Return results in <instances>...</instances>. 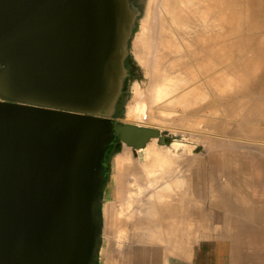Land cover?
I'll list each match as a JSON object with an SVG mask.
<instances>
[{
    "label": "water",
    "instance_id": "obj_1",
    "mask_svg": "<svg viewBox=\"0 0 264 264\" xmlns=\"http://www.w3.org/2000/svg\"><path fill=\"white\" fill-rule=\"evenodd\" d=\"M139 14L128 0H0V264H97L106 149L166 145L113 120Z\"/></svg>",
    "mask_w": 264,
    "mask_h": 264
},
{
    "label": "rangeland",
    "instance_id": "obj_2",
    "mask_svg": "<svg viewBox=\"0 0 264 264\" xmlns=\"http://www.w3.org/2000/svg\"><path fill=\"white\" fill-rule=\"evenodd\" d=\"M163 1L165 0H133L130 3L140 14L135 19L132 36L128 44V55L125 60L128 76L123 82L122 93L117 101L121 115L113 117V120L120 123L157 128L159 131L164 132L166 137L164 148H168L165 151L171 155L165 152V154L170 156L169 159H166L169 162H165V160L162 163L163 166L158 168V164L154 163L153 160V151L155 148V150H164L161 147L162 145L158 144L157 139L154 138V141L150 139L146 144L148 145L147 159L144 156L143 158L142 156L139 157L137 150L135 151L119 142L115 144L107 164L109 167L108 179L106 183L104 182L105 184L102 188V237L109 235L110 226L119 221H124L125 225L130 226L128 228L124 227V231H129L130 233L132 231V234H135L136 231L139 233L142 224L151 223L153 208L156 209L157 207L159 210L165 203L169 204L170 208H173L181 198L186 200L191 198L193 203H196L199 201V197L194 195L195 191L206 193L208 200L206 212L209 223L218 221V219H232V222L228 223L225 221L223 223V230L230 229L233 225L242 227L241 229L251 225H259V231H264V221L254 223L255 218L251 217L249 213L251 210L256 213V216L253 215L257 219L264 218V133H262L264 132V111H262L264 110V62H262L264 61V54H262L264 53L262 52L264 51V0H230L236 5L237 3L240 5L239 8L236 7L237 10H235V5H231L232 3L229 0H221L224 4H230H227L228 7L232 6L231 8L229 7L231 10L229 12L227 5H223L221 2L222 6H224L223 11H226L224 17L227 18L220 22V24L223 23L221 27L224 26V29L220 27L219 35L215 37H219L222 45L214 46V49H216L214 53H212L213 50H208L203 56L206 58V60L204 58V62L208 64H206L207 68H205V71L211 72L212 64L215 62L216 67L222 71V79L217 84L203 81L204 84L202 86L204 87L202 88L204 89L201 88L200 91L194 92L193 95L191 93L192 97L190 94L187 96V93L184 94L185 92L183 91L189 86L188 90L192 87L194 88V86L191 87L194 82L189 83L187 80L192 72L195 74L194 71L196 69L192 66L194 71H191V68V70L187 71L183 66L186 61L178 64L177 55L174 53V50L177 51V49H173L174 54L171 50L170 52L173 55L170 53L171 55L169 56L168 50L172 49V47L168 48L163 43L164 41H161L163 36L160 35L161 31L159 32V27L157 26L159 24L158 18L163 10ZM147 5H151V7L149 8ZM153 13L154 15L158 13L159 16L158 14V17L154 16ZM208 17L210 16L204 19V22H208H206L207 26L210 25L209 22L211 23L212 20H210L211 17ZM195 21L193 22L195 24L189 23L196 26L193 29L195 34L191 31V34L187 33L185 36L186 38L189 37L188 40H190V37L193 38L191 39L193 42L191 41L190 44L194 47L197 46L194 36L198 32L197 27L201 26V24H196ZM211 28L208 27L206 29L205 27V35L203 30V33L199 31L208 41L214 37L213 27ZM143 35H145V39L143 38L144 42L141 41ZM136 37L141 38V40ZM185 37L179 38L180 41L179 39L177 40L182 46L184 43L181 44V40L185 39ZM163 40L165 39L163 38ZM223 40H226L225 43ZM207 46L208 48L213 47L209 42ZM192 49L194 50L193 47ZM190 51V59L194 63L195 60L192 54H194L195 50L194 52ZM216 52H218V57L217 55L216 57L212 55ZM167 55L169 57H166ZM211 56L213 59H210ZM174 60L176 66L174 62L175 68L173 67V69L171 67ZM246 60L250 62L249 64L247 63L248 61L245 63L252 66L251 70L246 71L249 73H247L249 77L247 79L244 78L245 71L241 73L242 68L245 69L243 61ZM168 66L171 67L169 68ZM170 69L173 70L171 71ZM176 69L180 71H176ZM238 69L240 70L238 72L242 75V78H240L242 81L239 80L238 84H236V81H232L229 75ZM174 70L175 72H173ZM174 73L177 74L175 75ZM185 74L189 76H186L187 80L186 77H183ZM241 75L239 76L241 77ZM244 79L246 82H244ZM230 80L232 81L231 83ZM223 81L226 83L224 84ZM160 82L161 84H159ZM184 82L186 84L188 82L189 85L187 86ZM227 83L231 84V87L229 86L230 89ZM223 85H227V88ZM158 86L169 87L166 91L168 94L159 99L158 97L156 98V94L154 95ZM216 88L219 89L216 90ZM188 90L186 91L188 92ZM201 90L204 91L202 92ZM195 93H198L197 96H195ZM198 99L201 101H198ZM137 102L146 104L147 120L138 118L133 121L127 116L128 109ZM238 113L240 116H238ZM174 143H181V145L178 149H173L171 145ZM159 174L161 175L160 177ZM156 175L157 177L154 178ZM165 181L167 182L166 184ZM172 189L174 193L171 192ZM177 189L180 194L176 193ZM103 191H117V198L115 197L114 199L118 201L110 199L104 201ZM120 191H123L124 195H120ZM159 192H161L160 195L158 194ZM162 192H165V194H162ZM191 192L193 195L189 196ZM173 194L179 196L175 197ZM158 195L163 197L160 198ZM165 198L168 201H164ZM157 200L158 202H155ZM216 201L225 204H236V202H239L241 206H244L243 209H248V212L244 211L238 215V212L227 213L218 211L213 205ZM158 210L155 212L156 221L158 220V215L159 218L163 216L166 220L169 212L167 214L160 212L159 214ZM211 230L216 231L218 229L213 228ZM252 246L256 248L252 250L256 254L254 256L256 260H264V251L261 250L264 244L261 246L253 243ZM246 247L251 250V245H246Z\"/></svg>",
    "mask_w": 264,
    "mask_h": 264
},
{
    "label": "crops",
    "instance_id": "obj_3",
    "mask_svg": "<svg viewBox=\"0 0 264 264\" xmlns=\"http://www.w3.org/2000/svg\"><path fill=\"white\" fill-rule=\"evenodd\" d=\"M122 192L120 195H124ZM195 192L194 195L199 197L196 203L181 199L168 211L159 209V214L169 212L166 220L158 215L156 221L157 208H153L151 223L142 224L139 233L124 231V227H130L124 221L111 225L109 235L101 237L97 264H264V260H256L252 251L256 249L253 243L264 244V231H259V225L248 226L246 231L236 225H231V230H223V223L232 222V219L209 223L206 193ZM116 194L117 191H103V200L118 201L114 199ZM213 205L221 212H238V215L248 212L239 202L231 205L216 201ZM249 213L255 218L254 223L264 221V218L257 219L254 211ZM213 228L218 230H211ZM246 245H251V250ZM261 250L264 251V247Z\"/></svg>",
    "mask_w": 264,
    "mask_h": 264
},
{
    "label": "bare ground",
    "instance_id": "obj_4",
    "mask_svg": "<svg viewBox=\"0 0 264 264\" xmlns=\"http://www.w3.org/2000/svg\"><path fill=\"white\" fill-rule=\"evenodd\" d=\"M153 1V0H152ZM223 1H225V0H223ZM230 1V0H229ZM237 1V0H236ZM241 1V0H240ZM221 0H165V1H163V7H162V13H160L161 15L159 16V14H158V16H159V18H158V21H159V24H158V26L157 27H159V32L161 31V33H160V35H162L163 36V38L165 39V40H163V38L161 39V41H164L163 43L166 45V46H168V48H170V47H172V49L170 48V50H168L169 51V56L173 53V49H177V51H175L174 50V53H176V59L178 60H176L177 62H178V64L179 63H182V61H186V62H184L183 64V66L186 68V70L187 71H189V70H191L193 67L196 69V71H194L193 69L191 70V71H194V73L195 74H193V72H192V74L190 75V77L189 76H187L186 74H185V76H183L184 78L187 76V77H189L188 78V80H187V77H186V80L187 81H189V83H191V82H194V84L193 85H191V87L192 86H194V88L192 87L190 90H188L189 89V87L188 88H186V90H188V92L185 90V91H183V92H185L184 94H186L187 93V96L190 94L191 95V93H192V95H193V93L194 92H196V91H200V89L202 88V87H204V86H202L203 84H204V82L203 81H208V82H215L216 84H217V82L219 81L220 82V80L222 79V71L220 70V68H217L216 66V63L214 62V64H212V71L211 72H209V71H205V68H207V63H205L204 61L206 60V58L203 56V55H205V53H206V51H208V50H213V52L212 53H214L215 51L214 50H216V49H214V46L215 47H217L218 46V44H220V42L221 41H219V37H215V36H217V35H219V30H220V27H221V25L223 24H220V22H222V20H225V18H227V17H224V13H226V11L224 12L223 11V9H224V6H222V4H221ZM232 4L231 5H235V8L237 7V8H239V4L237 3V5H236V3H233L232 1H230ZM229 2V3H230ZM150 3V2H149ZM153 3H155V2H153ZM158 3V2H157ZM161 3V2H160ZM223 3V5H227V4H224V2H222ZM155 5V4H154ZM228 5H230V4H228ZM228 5H227V7H228ZM148 6V5H147ZM159 6V5H158ZM149 8L151 7V5L150 6H148ZM154 7H156V6H154ZM230 8L232 7V6H229ZM229 7H228V10H229V12H231V10L229 9ZM237 8L235 9V10H237ZM244 8L246 9V7H245V5H244ZM159 9V8H158ZM226 9V8H225ZM227 10V11H228ZM234 10V9H233ZM239 10V9H238ZM149 12V11H148ZM152 12V11H151ZM150 12V13H151ZM154 12V11H153ZM157 12H159V11H157ZM245 12H247V11H245ZM228 13V12H227ZM237 13H239V12H237ZM149 14V13H148ZM157 14L156 15H154V13H153V15L154 16H157ZM152 15V14H151ZM149 16H150V14H149ZM149 16H148V18H149ZM153 16V17H154ZM157 16V17H158ZM207 16H210V17H208V18H210V20H211V23L209 22V26H207L206 25V22H204V19H206L207 18ZM156 18V17H155ZM157 19V18H156ZM196 20V21H195ZM207 20H209V19H207ZM209 20V21H210ZM227 20V19H226ZM155 21V20H154ZM196 22V24H201V26H199V27H197V30H198V32H197V37H196V35L194 36L195 37V39H194V41L196 42L195 44H197V46H191V41L193 42V40H191V39H193L192 37H190V40H188V38H186L185 36H186V34L187 33H189V34H191L190 32L192 31V33H194L195 34V31L193 32V29H195L196 28V26H194V25H191V24H195V23H193V22ZM149 22V21H148ZM189 23H191V24H189ZM208 23V22H207ZM203 25V26H202ZM234 25V24H233ZM205 27H206V29L209 27L210 29H212L211 27H213V30L214 31H212L213 33H214V37L211 39V40H207L206 38H204V35H205V32H204V30H205ZM224 27V26H223ZM223 27H221V29L223 28ZM145 29V28H144ZM209 29V30H210ZM224 29V28H223ZM202 30H203V32H204V35L203 34H201V33H203L202 32ZM201 33H200V32ZM148 32V31H147ZM157 32V31H156ZM221 32H222V30H221ZM144 33V32H143ZM223 33H224V30H223ZM226 33V32H225ZM178 34H179V36H182V37H179L178 36ZM185 34V35H184ZM200 34V35H199ZM222 34V33H221ZM159 35V34H158ZM173 37H172V36ZM199 35V36H198ZM211 35H212V33H211ZM222 35H224V34H222ZM240 35V34H239ZM145 35H143V37H142V40H141V38H138V37H136V38H138L139 40H141L142 42H144L143 41V38L145 39V37H144ZM183 36L185 37V39H183V40H181L182 41V43L181 44H183L184 43V45L182 46V45H180V43L179 42H177V40L180 38H183ZM192 36V35H191ZM140 37H141V35H140ZM146 37H147V35H146ZM149 37V36H148ZM179 37V38H178ZM239 37V36H238ZM156 38V37H155ZM173 38H175V39H173ZM146 39H148V38H146ZM151 39H153V38H151ZM180 39H179V41H180ZM249 39V38H248ZM206 40V41H205ZM140 41V42H141ZM160 41V40H159ZM161 41H160V44H161ZM224 41V43H225V41L226 40H223ZM222 41V42H223ZM209 42V44H212V46L213 47H211V48H208V46H207V43ZM240 43H242V42H240ZM250 43V42H249ZM142 44V43H141ZM151 44V43H150ZM163 44V45H164ZM220 45H222V43L220 44ZM166 46H164V47H166ZM258 46V45H257ZM256 46V47H257ZM192 47L194 48V50H195V52H194V50L192 49ZM223 47V46H222ZM255 47V48H256ZM259 47H261V46H259ZM206 48H208L207 50H206ZM213 48V49H212ZM253 48V47H252ZM254 48V49H255ZM222 49V48H221ZM153 50V49H152ZM156 50V49H155ZM172 50V51H171ZM190 50H192V52H194V54H192L193 56H194V63H192V59H190V55H191V51ZM257 50V49H256ZM172 53H171V52ZM218 51V50H217ZM241 51V50H240ZM243 51V50H242ZM158 52V51H157ZM262 52H264V51H262ZM145 53V52H144ZM171 53V54H170ZM173 53V54H174ZM217 53L218 52H216L215 54H212L213 56H215L216 57V55H217ZM251 53V52H250ZM172 54V55H173ZM262 54H264V53H262ZM168 55L166 56V57H169ZM175 56V55H174ZM140 57V56H139ZM143 57V56H142ZM165 57V58H166ZM172 57V56H171ZM217 57H218V55H217ZM147 58H148V56H147ZM204 58H205V60H204ZM212 58V56L210 57V59ZM230 58V57H229ZM228 58V59H229ZM250 58V57H249ZM249 58H247L248 60H249ZM163 59V58H162ZM174 59V58H173ZM213 59V58H212ZM175 60L174 61H172V62H170V63H172V67L171 68H173L174 67V62H175ZM189 60V61H188ZM245 60V59H244ZM248 60H246V61H243L244 62V64H243V62H242V64L244 65V67H245V69L244 68H242L241 70V73L242 72H244L245 71V73L246 74H244V78H249L248 77V72H246V71H249V70H251V68H252V66H249L248 64H249V62L250 61H248ZM242 61V60H241ZM248 61V62H247ZM167 62H169V61H167ZM217 62V61H216ZM245 62H247L248 64H246ZM262 62H264V61H262ZM207 64V65H206ZM246 64V65H245ZM169 65V64H168ZM175 66H176V62H175ZM193 66V67H192ZM210 66V65H209ZM169 67V66H168ZM169 67V68H170ZM201 67V68H200ZM211 67V66H210ZM162 68V67H161ZM164 68V67H163ZM175 68V67H174ZM173 68V69H174ZM191 68V69H190ZM254 68V67H253ZM172 69V70H173ZM171 70V69H170ZM171 70V71H172ZM180 71L179 69H176V71ZM163 71V70H162ZM235 71V72H234ZM233 71V73L231 72L230 73V75H229V77H230V79L233 81V80H235L236 81V84H238L237 82L239 81V80H241L240 78H242V75L240 74V72H238V71H240L239 69L236 71V70H234ZM173 72H175V70L173 71ZM182 72V71H181ZM251 72V71H250ZM178 73H180V72H178ZM190 73V72H189ZM248 73V74H247ZM165 74V73H164ZM169 74V73H168ZM175 75L177 74V73H174ZM182 74V73H181ZM252 74V73H251ZM184 75V74H183ZM239 75H241V77L239 76ZM247 75V76H246ZM168 76V75H167ZM180 76V75H179ZM182 76V75H181ZM246 76V77H245ZM164 77V76H163ZM169 77V76H168ZM169 78H171V77H169ZM177 78V77H176ZM226 79H227V77H226ZM226 79H225V81H226ZM230 80V83L232 82ZM245 80V79H244ZM225 81H223V83L225 84L226 82ZM234 81V82H235ZM242 81V80H241ZM205 82V83H206ZM218 82V83H219ZM244 82H246V80L244 81ZM248 82V81H247ZM185 84H186V82H184ZM189 83L187 82V86L189 85ZM210 83V84H211ZM214 83V84H215ZM240 83H242V82H240ZM159 84H161V82L159 83ZM162 84H163V82H162ZM207 84V83H206ZM246 84V83H245ZM164 85V84H163ZM208 85H209V83H208ZM213 85V84H212ZM227 85H228V88L230 89V85L231 84H228L227 83ZM227 85H223L224 87H226L227 88ZM169 86V85H168ZM211 86V85H210ZM214 86V85H213ZM230 86V87H229ZM157 88V90H155L156 91V93H154V95L156 94V98L158 97V99L159 98H161L162 96H165V95H167L168 93L166 92L167 91V88L169 89V87H162V86H158V87H156ZM171 88V87H170ZM185 88V87H184ZM209 88H211V87H209ZM182 89V88H181ZM202 89H204V88H202ZM217 89H219V88H216V90ZM237 89V88H236ZM214 90V89H213ZM238 90V89H237ZM190 91V92H189ZM202 91V90H201ZM204 91V90H203ZM202 91V92H203ZM236 91V90H235ZM220 92V91H219ZM222 92H223V90H222ZM184 94H182V95H184ZM196 94V93H195ZM194 94V95H195ZM198 94V93H197ZM197 94L195 95V96H197ZM220 94V93H219ZM223 94H225V93H223ZM228 94V93H227ZM253 94V93H252ZM192 95H191V97H192ZM201 95V94H200ZM186 96V95H185ZM194 97V96H193ZM155 98V97H154ZM186 98V97H185ZM184 98V99H185ZM195 98V97H194ZM223 98V97H222ZM183 99V100H184ZM196 99V98H195ZM190 100H192V99H190ZM200 99H198V101H199ZM251 100V99H250ZM185 101V100H184ZM183 101V102H184ZM196 101V100H195ZM201 101V100H200ZM253 101V100H252ZM188 102V101H187ZM197 102V101H196ZM255 102V101H254ZM182 103V102H181ZM190 103V102H189ZM189 103H187V105H189ZM244 103V102H243ZM180 104V103H179ZM192 104V103H191ZM250 104H251V102H250ZM182 105V104H181ZM229 105V104H228ZM234 105V104H233ZM255 105V104H254ZM230 106V105H229ZM237 106H239V105H237ZM256 106H258V105H256ZM235 107V106H234ZM244 107V106H243ZM222 108V107H221ZM225 108V107H224ZM227 108V107H226ZM237 108V107H236ZM244 109H245V107H244ZM243 109V110H244ZM248 109V108H247ZM246 109V110H247ZM129 110V112H128V117L131 119V120H135V119H140V120H147V111H146V104L145 103H143V102H137L134 106H132L130 109H128ZM239 110V109H238ZM250 110H251V108H250ZM235 111H237V110H235ZM262 111H264V110H262ZM219 112V111H218ZM162 113V112H161ZM258 113H260L261 114V112L260 111H258ZM163 114V113H162ZM216 114H217V112H216ZM235 114V113H234ZM242 114V113H241ZM161 115V114H160ZM238 116H240V114L238 113ZM248 116V115H247ZM252 117V116H251ZM216 118V117H215ZM238 118V117H237ZM246 119V118H245ZM260 119H262V118H260ZM188 120V119H187ZM242 120V119H241ZM251 120V119H250ZM139 121V120H138ZM249 121V120H248ZM254 121V120H253ZM252 121V122H253ZM242 122V121H241ZM216 125V124H215ZM222 127V126H221ZM242 127V126H241ZM251 127V126H250ZM218 128V127H217ZM249 129V128H248ZM253 129V128H252ZM251 129V130H252ZM262 133H264V132H262ZM153 141L155 140L154 138L152 139ZM220 143V142H219ZM172 144V143H171ZM181 145V143L179 144V143H174L173 145H171V147L173 146V149H178V147ZM183 145V144H182ZM160 147V146H159ZM162 148H163V150L164 151H162V149L161 148H159V149H161V150H155L154 149V151H153V160H154V163H157L158 165V168L160 167V166H163L162 165V163L166 160V159H169L170 158V156L168 155V154H170V153H168L167 151H165V150H167V149H165L164 147H165V145H162L161 146ZM215 147V146H214ZM184 148H185V146H184ZM184 150V149H183ZM147 151H148V145H146V147L144 148V149H142V150H137V152L138 153H141L142 154V158H143V156H144V158L145 159H147ZM169 151V150H168ZM164 152V153H163ZM165 152L166 153H168V154H165ZM185 153V152H184ZM152 154V153H151ZM169 157H168V156ZM171 155V154H170ZM181 155V154H180ZM174 159V158H173ZM181 160V159H180ZM179 160V161H180ZM165 162H169V160H166ZM141 165V164H140ZM176 165V164H175ZM178 168V167H177ZM187 169V168H186ZM175 172V171H174ZM178 172V171H177ZM160 173V172H159ZM156 174V173H155ZM154 174V175H155ZM158 174V173H157ZM163 174V173H162ZM167 174H168V172H167ZM166 174V175H167ZM173 174V173H172ZM174 175V174H173ZM153 176V175H152ZM161 175L159 174V177H160ZM155 177H157V175L156 176H154V178ZM179 177V176H178ZM181 178V177H180ZM173 179V178H172ZM162 180V179H161ZM168 180V179H167ZM151 184H152V182H150ZM167 182L165 181V184H166ZM175 183H176V181H175ZM174 183V184H175ZM181 183V182H180ZM171 184H172V182H171ZM152 185H154V184H152ZM170 186V185H169ZM164 187V186H163ZM161 188V187H160ZM176 188H178V187H176ZM163 189V188H162ZM180 189H181V187H180ZM155 190V189H154ZM166 190V189H165ZM169 191H170V189H168ZM169 191H167L168 193H169ZM173 191V189L171 190V192ZM175 191V190H174ZM180 191V190H179ZM143 192V191H142ZM156 192V191H155ZM158 192V191H157ZM170 192V193H171ZM183 192H185V191H183ZM183 192H182V194H183ZM172 193H174V192H172ZM176 193L177 194H180L179 192H178V189H177V191H176ZM188 193V192H187ZM196 193V192H195ZM139 194V193H138ZM152 194H154L153 192H152ZM159 195L161 194V192H159L158 193ZM162 194H165V192H162ZM192 194V193H191ZM158 195V196H159ZM168 195H170V194H168ZM174 196H175V194H173ZM173 196V197H174ZM179 196V195H178ZM178 196H175V197H178ZM187 196V195H186ZM190 196V195H189ZM154 197V196H153ZM160 197V196H159ZM161 197H163V196H161ZM160 197V198H161ZM174 197V198H175ZM158 198V197H157ZM156 198V199H157ZM160 198H158V199H160ZM163 199V198H162ZM182 199V198H181ZM191 199V198H190ZM170 200V199H169ZM164 201H168L167 200V198H165L164 199ZM181 201V200H180ZM188 201V200H187ZM155 202H158V200L157 201H155ZM172 202H174V201H172ZM171 204V203H170ZM172 204H174V203H172ZM181 204V203H180ZM231 205H233V204H231ZM157 208V207H156ZM160 209H162V210H169L170 209V207H169V204L167 205V203H165V204H163V206H161V208ZM180 209V208H179ZM158 210V209H157ZM156 211V210H155ZM161 211V210H160ZM166 211V213H168ZM159 219V218H158ZM160 219H162V218H160ZM160 225V224H159ZM149 228V227H148ZM162 228V227H161ZM166 232V231H165ZM183 233V232H182ZM163 235V234H162ZM166 235H168L167 233H166ZM164 237V236H163ZM166 237V236H165ZM168 237H169V235H168ZM167 237V238H168ZM216 237V236H215ZM164 243H165V241H164ZM178 249V248H177ZM179 253V252H178Z\"/></svg>",
    "mask_w": 264,
    "mask_h": 264
},
{
    "label": "trees",
    "instance_id": "obj_5",
    "mask_svg": "<svg viewBox=\"0 0 264 264\" xmlns=\"http://www.w3.org/2000/svg\"><path fill=\"white\" fill-rule=\"evenodd\" d=\"M121 115V112L119 110V106H118V102L116 104V109H115V113L113 115V117H119ZM118 141L116 139H114L111 144L108 146V148L106 149L105 151V156H104V165H103V169H104V178H105V183H106V180L108 179V171H109V167H108V161H109V158H110V155H111V152L115 146V144L117 143ZM104 183V184H105Z\"/></svg>",
    "mask_w": 264,
    "mask_h": 264
},
{
    "label": "flooded vegetation",
    "instance_id": "obj_6",
    "mask_svg": "<svg viewBox=\"0 0 264 264\" xmlns=\"http://www.w3.org/2000/svg\"><path fill=\"white\" fill-rule=\"evenodd\" d=\"M129 1V5H130V3L133 1V0H128Z\"/></svg>",
    "mask_w": 264,
    "mask_h": 264
}]
</instances>
